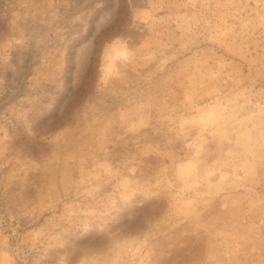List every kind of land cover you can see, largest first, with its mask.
Wrapping results in <instances>:
<instances>
[{
  "label": "rangeland",
  "instance_id": "1",
  "mask_svg": "<svg viewBox=\"0 0 264 264\" xmlns=\"http://www.w3.org/2000/svg\"><path fill=\"white\" fill-rule=\"evenodd\" d=\"M0 264H264V0H0Z\"/></svg>",
  "mask_w": 264,
  "mask_h": 264
}]
</instances>
